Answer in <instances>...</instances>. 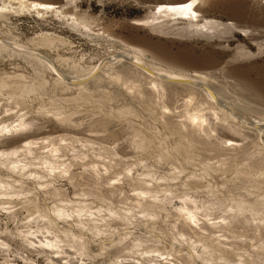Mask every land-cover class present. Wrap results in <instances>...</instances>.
<instances>
[{
	"label": "rangeland",
	"instance_id": "374dc122",
	"mask_svg": "<svg viewBox=\"0 0 264 264\" xmlns=\"http://www.w3.org/2000/svg\"><path fill=\"white\" fill-rule=\"evenodd\" d=\"M43 1L62 4L66 0ZM142 1L144 0L77 1L78 5L76 10L79 12L89 11L92 16L100 18L99 23L102 25L99 27H103L104 29L108 30V32H114L113 34L118 36L116 40H112L103 35L99 37H95L94 35H91L93 37H85L74 28H72L69 24H67L65 20L57 18L55 15L50 13L44 15L40 14V16L35 11H25L21 13L11 12L7 16H3L2 13L0 14V41L4 42L5 44L9 43L10 45H8L9 47L7 51L6 49L0 47V80L9 78L10 84V86L5 89L3 93H0V127H2L3 123L8 124L10 122V124L12 125H17L19 120L28 118V120H34L36 124L41 126V130L38 132L34 131L35 129L30 128H24L22 129V131H14L17 132V139L13 137L15 135H13V131H2L0 133V136L2 135L0 137V142L1 140L8 141H6L7 146H0V149H10L15 146H21L23 144L22 140H25L26 138L22 139L23 136H18V134H20L21 132H23V134H26L30 131L29 135L31 137L29 136L27 137V139L41 141L44 138L56 139L61 136H66L68 140L65 144L67 146L65 147L66 150L69 151H65L67 153L70 152L68 153L69 155H73L74 153H87V164L84 166H81V164H79L76 165L77 167H74L73 171H75V173L77 172L79 175L76 173V177L72 182L69 181L67 183L68 180L65 177H57L58 179H53L54 184H57L56 186L60 187L62 193L58 195H55V193L52 192L49 193L47 191L48 189H45V186H42L44 187L42 188V190L40 189L41 205L47 204L49 207H52L65 204V206L69 209L71 206H75V202L79 201V199L83 197L80 201L84 199V203L88 206L90 205L94 208L102 205L104 207L110 206L111 208L113 207V210H115L116 213L112 214H110L111 212H108L107 210H104L102 212L104 217H106V221L104 220L105 222L99 220V222H97V224L95 225L93 221H88L86 222V224L84 223L82 225L80 224V222H75L74 225H71V229L77 234L82 235V233L85 232L82 236L87 245V249L90 252L92 251L93 253H99L96 254L97 256L94 255L91 260L92 262H87V264H109L110 260H113L118 256L132 257L135 250H137L136 248L140 246V248L142 249H146V247H159L162 250L173 252L174 254L176 253L175 249L182 247V250H184L180 252L181 257H183V259L181 260L185 261L186 257L184 253L186 250H188L186 248L192 249V246L195 245V247L202 249L203 244L212 242L217 244V246L219 247L221 246L222 248H226L227 250L231 251L237 250L238 253L243 254L242 258L245 260L239 259V255H237V257L235 253L232 254V260L234 264H244L246 263V260L249 261L251 259L256 260V264H259L260 261L261 264H263L264 255H257L260 251L258 249V246L264 245V226L258 224V220H256L257 222L254 220L247 221L242 217L240 220H238V222L235 221L231 225V229L233 227L232 230L224 229L217 223L222 221L221 216L226 212V209H229L231 203L241 198L253 200L264 191V186H261V188L259 189L255 186V182H259L260 185H264V172L262 171V169H264V131L261 132L258 127V129H256V126L254 127V123H252L254 118L264 119V52H258V42H264V37H262L264 36V0H203L202 10L204 13L206 12L205 14L207 15H214L217 18L223 20H232L234 18L236 20H233L237 21L239 24H246L247 26H243L248 28V30L251 28H255L256 25L259 26L260 24H262L259 27L255 28L256 30H258L256 32V34L259 33L258 35L253 36L251 33H249V31H243L241 32V34L236 33L234 39L230 41V44L232 45H230L229 47L225 46V39L207 40L205 37H184V39H180V37L176 36V38L173 35H158L157 33L145 27L137 26L136 24H134V19L144 17V15H146L148 11L149 5L160 2V0H148L147 2ZM231 1L232 3H230ZM233 1H235L236 3L238 2L239 6L238 4H234L235 2ZM236 6H238V8ZM66 8V11H71L73 9V5L68 4L66 5ZM236 9L238 10V12L235 11ZM242 9H245L243 10V13L241 12ZM238 14H241L242 16ZM261 33L263 34L261 35ZM49 35L50 37H54V39H48ZM45 36L47 38H45ZM259 36H261L262 38ZM6 37L9 38L6 39ZM252 37L261 39L254 41ZM9 40L12 43L8 42ZM51 41L57 42L58 46L56 48H50L48 43H50ZM122 42L144 49L146 53L149 54V56L146 57L147 62L153 63L156 66L158 65V67L169 69L170 71L186 72L193 69H199L200 71H211V68L214 67L212 72L216 75L217 78L214 75L213 78L215 79H211L215 81L213 82L214 84L218 82V85H215L219 88L221 87L220 89L222 91L221 92L219 90L221 96H219L218 101L214 103L215 105L217 104L216 108L210 107L212 104L208 102L207 99L205 100L206 96L200 90H196L198 91V93H194V97L196 99L194 98L189 102L191 90L188 87L180 84H168L166 90H154L150 82L151 77L148 76L147 73L142 72L141 69L136 67L133 59H129L128 57L124 58V56L126 55H124L123 53V47H128V45H123ZM213 43L215 45L217 44L216 47ZM12 45L19 48L23 47L22 49L24 51H18V49H14V46ZM239 45L243 46L247 51L250 50L252 54L236 59L238 61L230 59L232 56L231 54H233L235 51L234 49H236V47ZM12 48L22 54L29 52L34 55H45L49 58H55L59 55H64L63 57H68L69 59L71 58L69 61L70 63L65 62L62 65V69L70 76L78 74L77 72L75 73L76 69H78L79 71L81 70L80 73L83 74L87 72L92 66L102 64L103 62L104 65L102 67V70H104H100L98 76L93 79L92 82H90L88 90L80 89L78 88V86L75 87V85L73 86L72 84L66 85L58 82L56 80L58 78V75L54 70H49L48 66H44L42 63H39V65L35 64L33 58L26 57V59H24L23 57L25 56L20 55L16 52H10V49L12 50ZM31 49L33 50V52ZM47 52L48 54H46ZM108 52L110 53V55ZM116 52H119V56L122 55L123 57L121 56L120 58L118 56V59L112 60H115V62L110 61V59L112 58L111 56H113V54ZM227 59L231 61H226ZM72 66L76 68H71ZM81 67L83 69H81ZM217 69V72L221 73H217ZM238 70H240L241 72H238ZM222 71L224 72L222 73ZM71 73L74 74L72 75ZM109 73H112L113 76L117 73H120L125 78L131 79L135 84L136 90L127 89V87L112 78L113 76ZM220 74H223V76H221ZM16 75H19L20 77H14ZM70 76L69 78L66 77L67 81L70 79L68 82L71 81ZM227 76L228 79H226ZM229 78L232 79L229 80ZM28 81L35 82L40 87V90L36 91L37 93H28V95L23 94V91H21L19 84L20 82L24 83ZM230 88L234 89L231 90ZM237 88H239V90ZM202 96L204 99H202ZM228 100L229 102H231L229 103ZM200 103H202V106L200 105L199 107ZM224 103H226L225 107ZM186 104H188V106ZM241 104H244L245 107ZM227 105L229 106V108ZM248 105L250 108L248 107ZM240 106H242V109L239 108ZM186 107H189V109H187ZM196 107L202 110L209 107L208 111L205 110L206 113L213 112L215 110L218 111V116L221 119L216 118L218 119L216 120L215 117L212 116L214 117L211 118L210 122V129L212 130V132H206L200 129H198L197 131L195 127L190 125L187 116L189 115V113L193 112L192 109H194L195 112L197 110ZM251 107L253 108L251 109ZM230 108L232 109L230 110ZM254 108L258 111H256ZM223 110H227V112H230V114L235 112V114H228L230 115L228 116L224 114L225 111ZM252 111H255L253 112L254 115L252 114ZM236 114L238 116H236ZM246 118L248 121L245 120ZM224 119L227 123L229 122L230 124L236 125L240 129H242L243 132L241 130L240 134H236L234 131L228 129L226 125H221L223 122H225L222 121ZM185 122L187 126L185 125ZM216 124H218L219 126H217ZM218 127L221 129H219ZM219 130L224 131L221 132ZM226 132L229 133L227 134ZM207 134H210L211 137ZM9 138H11V140ZM233 138H240L236 141L237 144H232L230 143V141H228L231 140L232 142ZM87 140L90 141L87 142ZM74 143L75 145H73ZM92 145L93 148H91ZM115 146L117 151L115 150ZM75 147H77V149ZM108 148L109 150L107 151ZM45 149L46 148H40V150L38 149V153L42 155H44V153L47 154L48 148L46 150ZM105 153L109 154V156H112L113 159ZM91 158L92 160H90ZM92 161L97 162V164L99 163V161L101 162L98 164V168H100L103 173L106 171V168L108 166V170L105 172L106 174L104 173L100 180H98L97 177H95L94 173L89 170V168L91 169V165H89L88 163L90 162V164H92ZM108 161L110 165L108 164ZM147 164L149 165V167H146L148 166ZM144 165L146 166L144 167ZM146 168H148V170ZM251 168H255L253 173V175L255 176L253 177L252 175H250L249 177L248 174V171H250ZM79 170L80 172H78ZM147 171H150L151 173ZM109 175L111 177L113 176L112 178L114 179H112ZM175 175L177 176V178L174 177ZM136 176L138 177V179L135 180ZM24 177H29V174H26L25 176H23V178ZM129 177H131L132 180H130L131 178ZM46 179L47 178H45L44 180ZM146 179H152L149 187H153L151 192L159 197L155 199L157 200L156 203H160V199L161 203L162 201H164L162 203L164 205H162L161 208H154V211H157L156 217H152L142 213L141 208L136 205V200L138 198L139 192L142 190V188H144L140 181ZM156 179L158 182H156ZM24 180H26L27 182L24 184L25 188H23V191H21L22 189H19V186L17 187L20 190L19 192L22 194H20L17 198L13 197L14 199H12V205H15L12 209L16 210L15 213H6L5 211L7 210H5L6 208H4V206H9V203H0V238L6 240L7 242L12 241L18 246L17 251H12L11 248L10 250L4 251L2 248L3 246H1L0 264H6V261L16 262L17 264H19L16 259L10 258L12 255H17L16 258H21V260L26 264H53L48 260L47 254L50 251L41 252L35 249V247L27 244V241L24 237V234L21 233V230L25 229L28 226L39 230H42L46 227L44 229L45 231L52 230L54 231V233L58 232L57 234L60 237L65 238L69 242H71V240L77 239H74L71 233L67 234L68 236L63 233L64 223L61 221H58L59 223H57L56 221L53 223L47 222V224L46 222L44 223V221H35V219H33V216L30 214L28 209V205L30 206L31 204L25 202V193L27 192L26 188L28 189L29 187H34V184L32 185L34 181H30L27 178H24ZM110 180L111 184H109ZM97 181L99 184L97 183ZM163 182H166V184H168L166 185ZM27 183H29L30 185ZM162 184H165V187H163L164 185ZM113 185L115 186L114 188ZM37 186L38 188H41V186ZM52 187L50 186L49 189ZM94 188H96L97 190ZM62 189L64 192L62 191ZM91 190L94 191L92 192ZM253 190H255L256 192ZM120 191L122 194L120 193ZM164 191L170 193L171 195H167V193ZM151 192L150 194H152ZM174 192H176V195ZM212 192H214L215 194ZM85 193H87V195ZM184 193L186 194L184 195ZM95 194L98 195V198L97 196L95 198ZM150 194H148L149 196L147 197V199H149L150 197L149 200H154L153 198H151ZM161 194L165 195V197L169 196L168 199H164V196H162ZM172 194H174V196ZM175 198L178 199L176 200ZM187 199L189 202L187 201ZM185 202L187 206H189L190 202V205L194 206V209L198 214V218L200 221L199 223L202 228L191 231L192 229L182 222L181 216H179V213L177 212H179V206L184 204ZM223 203L225 204V206ZM176 205L177 207H175ZM125 207L131 208H128V210ZM125 209L127 210V212L125 211ZM159 209L161 210L160 212H158ZM163 209L165 212L163 211ZM201 210H203L204 212L202 211L198 213ZM140 211L141 214L139 213ZM125 212L127 213V215ZM132 212L134 214L136 213L137 216L140 215V217L137 218L136 214L133 215ZM132 215L134 216V218ZM114 216L118 218H115ZM123 218H125L126 220ZM59 220L61 219L59 218ZM127 220H131V223L127 222ZM102 222H104V224ZM78 225H80L81 227ZM129 225L133 227H130ZM73 226L75 228H73ZM88 228L91 231H89ZM179 231H181V233L184 232L185 235L182 236ZM42 233L43 232L39 234ZM157 233L161 236H158ZM45 234L50 235V233ZM88 234L90 235L88 236ZM230 234L232 235L230 236ZM243 234L245 237L243 236ZM121 235H123L122 237L125 238H122ZM195 235L198 237H196ZM136 236L139 240L136 238ZM187 236H189L190 239ZM143 237L145 238V240ZM174 237H176V239ZM204 237L205 240L203 239ZM162 238L163 241L166 239L168 240L163 242ZM141 239L144 241H142ZM215 239L216 241H214ZM175 240L177 241L174 242ZM189 240L191 242H189ZM177 242L180 246L177 244ZM102 243H104L103 246H105L103 250L100 249ZM137 243H139V245ZM187 244H189L191 247ZM74 245L79 247V243H77V241ZM132 246L136 247L133 248ZM255 246L256 250L254 249ZM92 247L95 249H93ZM99 249L100 252L98 251ZM72 251L74 250L72 249L71 252ZM135 254V256H137L139 255V252ZM26 257H28L29 260H25ZM134 261V259H128L129 264H136V261ZM79 262L78 264H82V261ZM203 262L205 261H202V259H198L196 264H205ZM189 264H194L193 260H189Z\"/></svg>",
	"mask_w": 264,
	"mask_h": 264
},
{
	"label": "bare ground",
	"instance_id": "6f19581e",
	"mask_svg": "<svg viewBox=\"0 0 264 264\" xmlns=\"http://www.w3.org/2000/svg\"><path fill=\"white\" fill-rule=\"evenodd\" d=\"M77 1L78 0H66L65 2H63L62 4H59V3H54V2H48V1H43V0H0V14L2 13L3 16H7L9 13L11 12H17V13H21V12H27V11H35L37 14H40L41 15H44V14H53L55 15L57 18H60V19H63L65 20V22L67 24H69L72 28H74L76 31H78L79 33H81L83 36H91V35H94L95 37H99L101 35L103 36H106L112 40H116L118 36L114 35L113 33L111 32H108V30L104 29L103 27H99L101 26L102 24L99 23V20L100 18L98 17H94L92 16L89 11H84V12H79L77 11ZM101 1V0H99ZM148 0H144L142 2H147ZM159 1V0H158ZM162 1V2H161ZM155 2V1H154ZM235 2V1H233ZM240 2V1H239ZM79 3V2H78ZM141 3V2H139ZM153 3V2H152ZM202 3H203V0H160V2H157V3H153L151 5H149L148 7V11L146 13V15H144V17L142 18H137V19H134V24H136L137 26H142V27H145L155 33H157L158 35L161 34V35H166V36H178L181 38L184 39V37H205L207 40H212V39H216V40H221V39H225L226 41V47H229L230 45V41L232 39H234V37L236 36V33L238 34H241V32H247L249 31V33H251L253 36L254 35H258L256 34V32L258 30H256L255 28L256 27H259L256 25L255 28H251L248 30V28L244 27L241 23L239 24L237 21H234L236 19H232V20H223V19H220V18H217L216 16H211V15H207L203 12L202 10ZM229 3V2H228ZM232 3V1L230 2ZM73 5V9L71 11H66L65 8H66V5ZM234 4H238V2L234 3ZM242 4V2H241ZM230 5V4H229ZM228 5V6H229ZM232 6V4H231ZM235 6V5H234ZM239 6V4H238ZM238 6H236L238 8ZM241 8V7H240ZM67 9V8H66ZM79 9V8H78ZM243 10L245 9H242V13H243ZM236 12H238V10L236 9L235 10ZM240 12V13H241ZM245 13V11H244ZM19 15V14H18ZM240 16H242L241 14H238ZM235 16V15H234ZM237 18V17H236ZM240 22V21H239ZM252 25V24H251ZM247 26V25H246ZM252 27V26H251ZM264 27V25H263ZM146 30V29H144ZM262 30V29H261ZM264 30V29H263ZM150 31V32H151ZM260 31V30H259ZM264 32V31H263ZM3 33V32H2ZM263 33H261L262 35ZM47 35V34H46ZM264 35V34H263ZM6 36V35H4ZM238 36V35H237ZM1 37V36H0ZM3 37V36H2ZM93 37V36H91ZM248 37V36H247ZM261 37V36H259ZM264 37V36H262ZM261 37V38H262ZM9 38V37H6V39ZM45 38H47L45 36ZM54 39V37H50L49 35V38L48 39ZM90 38V37H88ZM173 38V37H172ZM177 38V37H176ZM204 38V39H205ZM254 41H257L258 39H261V38H258L256 39L255 37H252ZM1 39V38H0ZM3 39V38H2ZM11 39V37H10ZM47 39V40H48ZM121 39V38H120ZM179 39V38H178ZM189 39V38H188ZM249 39V38H248ZM15 40V38H14ZM44 40V39H43ZM94 40V39H93ZM190 40V39H189ZM197 40V39H196ZM199 40V39H198ZM252 40V41H253ZM6 41V40H5ZM13 41V40H12ZM18 41V39H17ZM123 41V40H122ZM243 41V40H242ZM253 41V42H254ZM10 42V40L8 41ZM7 42V43H8ZM214 42V40H213ZM219 42V41H218ZM217 42V43H218ZM12 43V42H10ZM15 43V42H14ZM209 43V42H208ZM216 43V42H215ZM224 43V42H223ZM46 44V43H45ZM113 44V43H112ZM123 45H128V47H123V53L124 55V58L128 57L129 59H133L134 62H135V66L138 67L139 69L142 70V72H145L147 73L148 76L151 77L150 79V82H151V86L154 90H166V87L168 84H180V85H183L185 87H188L190 90H191V95H190V99H189V102L191 100H193L195 97H194V93H198V91L196 90H200L201 92H203V94L206 96L205 100L207 99L208 102H210L212 105L210 107H213V108H216V105L214 104L216 101H218L219 99V96H221V87H217L215 84H217L218 82H216L215 84L211 78L214 77L215 74H213L212 70L213 68H211L212 70L211 71H200L199 69H193V70H189V71H186V72H174V71H170L169 69H166V68H162V67H158V65L156 66L155 64L153 63H149L146 61V57L149 56V54L146 53V51L140 47H137V46H133V45H130L128 43H124L122 42ZM214 44V43H213ZM242 44V42H241ZM248 44V43H247ZM254 44V43H253ZM8 44H5L4 42L0 41V47L3 48V49H8ZM41 45V44H40ZM44 45V44H43ZM49 47L50 48H56L58 46V43L57 42H50L48 43ZM114 45V44H113ZM117 45V44H116ZM215 45V44H214ZM217 45V44H216ZM215 45V47H216ZM219 45V44H218ZM14 46V45H12ZM252 46V45H251ZM255 46V45H254ZM112 47V46H111ZM14 49H18L19 50H23L22 48H19V47H13ZM12 48V50L10 49V52H16L20 55H23L25 57H23L24 59L27 58H33L31 60H33L35 62V64H38L39 63H42L44 66H48V69H52L54 70L57 75H58V78L56 79L58 82L62 83V84H66V85H75L78 86V88L80 89H85V90H88L89 88V84L90 82H92L93 79H95L98 74H99V71L102 70V67H103V63L102 64H97L95 66H92L87 72L81 74L80 71L78 69H76L75 73L77 72L78 74H74V73H71L73 76H70L69 74H67L62 68H63V64L65 62L67 63H70V59L67 57H63V56H56L55 58H49L45 55H34V54H31V53H20V52H17V50H14ZM29 48V47H28ZM60 48V47H58ZM57 48V49H58ZM220 48V46H219ZM223 48V46H222ZM25 49V48H24ZM110 49V48H109ZM122 49V48H121ZM32 50V49H31ZM30 50V51H31ZM234 53L231 54V58L230 59H233V60H236V59H239L243 56H248L251 53V51H247L244 49L243 46L239 45L236 47V49H234ZM254 50V49H253ZM9 51V50H8ZM24 51V50H23ZM51 51V50H50ZM119 51V50H118ZM231 51V50H230ZM257 51V50H256ZM255 51V52H256ZM33 52V50H32ZM37 52V51H36ZM112 52V51H111ZM258 52L261 53V52H264V42H258ZM12 53V54H14ZM39 53V52H38ZM37 53V54H38ZM109 53V52H108ZM119 53V52H118ZM117 52L116 53H112L113 56H111L112 58L110 59V61H112L113 59H118V54ZM122 53V52H121ZM120 53V54H121ZM122 53V54H123ZM48 54V52L46 53ZM227 54V53H226ZM110 55V53H109ZM108 55V56H109ZM224 55H225V52H224ZM19 56V55H18ZM54 56V55H53ZM107 56V57H108ZM122 56V55H121ZM121 56H119L121 58ZM254 56V55H253ZM110 57V56H109ZM123 57V56H122ZM251 57V56H250ZM246 58V57H245ZM249 58V57H248ZM73 59V58H72ZM105 59V58H104ZM123 59V58H122ZM232 60V61H233ZM243 60V59H242ZM28 61V60H27ZM73 61V60H72ZM104 61V60H103ZM125 61V60H124ZM226 61H231V60H226ZM238 61V60H236ZM112 62H115L112 61ZM66 63V64H67ZM109 63V62H108ZM195 63V62H194ZM223 63V62H221ZM200 64V63H199ZM226 64V63H225ZM230 64V63H229ZM69 65V64H68ZM71 65V64H70ZM221 65V64H220ZM67 67V66H66ZM106 67H107V64H106ZM105 67V68H106ZM112 67V66H111ZM199 67V66H198ZM201 67V66H200ZM224 67V66H223ZM71 68H76V67H71ZM197 68V67H196ZM205 68V67H204ZM81 69H83L81 67ZM225 69V68H224ZM234 69V68H233ZM68 70V69H67ZM66 70V71H67ZM104 70V69H103ZM102 70V71H103ZM106 70V69H105ZM204 70V69H203ZM208 70V69H206ZM218 71V69L216 70V72ZM240 70H238L239 72ZM71 72V70H70ZM215 72V71H214ZM224 71H222L223 73ZM241 72V71H240ZM55 73V74H56ZM69 73V71H68ZM217 73H221V72H217ZM110 74V73H109ZM144 74V73H143ZM112 75V73L110 74ZM218 75V74H217ZM221 75V74H220ZM227 75V74H226ZM22 76V75H21ZM71 78V81L68 82L66 80V77ZM113 76V75H112ZM223 76V74L221 75ZM5 77V75H4ZM10 77V76H9ZM14 77H20L19 75L17 76H14ZM216 77V75H215ZM220 77V76H219ZM231 77V76H229ZM13 78V77H11ZM112 78H114L116 81L120 82L122 85H124L125 87H127V89L129 90H134L135 89V84L134 82L131 80V79H128V78H125L122 74L120 73H117L115 74ZM217 78V77H216ZM224 78V77H223ZM234 78V77H233ZM8 79V80H7ZM5 78V79H1L0 80V93H3L5 91V89H7L10 84H9V78ZM215 79V78H213ZM219 79H222V78H219ZM228 79V76L227 78ZM232 79V78H229V80ZM225 80V79H224ZM234 80V79H233ZM231 82V81H230ZM222 83V81H221ZM220 83V84H221ZM218 85V84H217ZM231 85V84H230ZM240 85V84H239ZM222 86V85H221ZM19 87L21 89V91H23L22 93L23 94H27L28 93H33V92H36V91H39L40 90V87L35 83V82H24V83H21L19 84ZM232 87V86H231ZM233 87H234V84H233ZM240 88V87H239ZM239 88H237L239 90ZM231 90H233L234 88H230ZM136 90V89H135ZM139 90V89H138ZM220 90V91H219ZM229 90V88H228ZM161 92V91H160ZM222 92V91H221ZM227 92V91H226ZM37 93V92H36ZM40 93V92H39ZM22 94V95H23ZM30 95V94H29ZM193 95V96H192ZM204 96V97H205ZM225 96V94H224ZM227 96V95H226ZM228 97V96H227ZM226 97V98H227ZM24 98V97H23ZM188 98V97H187ZM199 98V97H198ZM229 98V97H228ZM196 99V98H195ZM202 99L203 96H202ZM201 99V100H202ZM221 99V98H220ZM230 99V98H229ZM237 99V98H236ZM224 100V99H223ZM233 100V99H232ZM198 101V100H197ZM222 101V100H221ZM188 102V101H187ZM195 102V101H194ZM204 102V100H203ZM220 102V101H219ZM229 102V100H228ZM231 102V101H230ZM229 102V103H230ZM236 102V101H234ZM238 102V101H237ZM244 102V101H243ZM223 103V102H222ZM190 104V103H189ZM196 104V103H195ZM198 104V103H197ZM219 104V103H218ZM224 107L226 106V103H224ZM235 104V103H234ZM246 104V103H245ZM188 106V104H186ZM200 105L202 106V103L199 104V107ZM206 105H207V102H206ZM231 105V104H230ZM236 105V104H235ZM240 105V104H239ZM241 105H244V104H241ZM195 106V105H194ZM193 106V107H194ZM221 106V105H219ZM228 106V105H227ZM247 106V105H246ZM198 107V106H197ZM196 107V108H197ZM234 107V106H233ZM245 107V105H244ZM249 107V105H248ZM254 107V106H253ZM251 107V109L253 108ZM187 108V107H186ZM205 108V107H204ZM209 108V107H208ZM208 108L207 109H198L194 112V109L192 113H189V115L187 116L188 117V121L190 123V125H192L193 127H195L198 131V129L200 130H203V131H206V132H212V130L210 129V122H211V118H219L218 116V111H213V112H209V113H206L205 110L208 111ZM223 108V106H222ZM229 108V106H228ZM239 108L242 109V106H240ZM238 108V109H239ZM247 108V107H246ZM250 108V107H249ZM189 109V107L187 108ZM211 109V108H210ZM221 109V108H220ZM225 109V108H224ZM232 108H230L231 110ZM234 109V108H233ZM255 109V108H254ZM246 110V109H245ZM248 110V109H247ZM250 110V109H249ZM256 110V109H255ZM212 111V110H210ZM225 111V110H223ZM235 111V110H234ZM238 111V110H236ZM258 111V110H256ZM227 110L224 112L225 115H228L230 114V112H227ZM244 112V111H243ZM253 112L255 111H252V114ZM251 113V112H250ZM66 114V113H65ZM223 114V113H222ZM223 114V115H224ZM232 114H235V112L231 113L230 115ZM238 114V113H237ZM236 114V116H238ZM252 114H249V115H252ZM187 115V114H186ZM222 115V116H223ZM228 115V116H230ZM240 115V113H239ZM242 115V114H241ZM244 115V114H243ZM254 115V114H253ZM23 116V115H22ZM214 116V117H212ZM21 117V116H20ZM256 117V116H255ZM259 117V115H258ZM262 117V116H261ZM264 117V116H263ZM229 118V117H228ZM245 118V117H244ZM253 118V117H252ZM29 119V118H28ZM28 119H21L19 120L18 124L16 125L15 122L14 124L15 125H12L10 123H3L2 127H0V133L2 131H13V135L17 132H14V131H19L24 128H30V129H35L34 131H40L41 130V126H39L38 124H36V122H34V120H28ZM221 119V118H219ZM227 119V117H226ZM241 119V117H240ZM218 120V119H216ZM233 120V119H232ZM247 120V118L245 119ZM222 121H225V122H221L222 124L221 125H226V127H228V129L234 131L236 134H240L241 133V130L239 127H237L236 125H232L230 124L229 122L227 123L226 120H222ZM243 121V120H242ZM248 121V120H247ZM246 121V122H247ZM13 122V121H12ZM187 122V121H186ZM186 122H185V125H186ZM214 122V121H213ZM217 122V121H216ZM245 122V121H244ZM252 122V121H251ZM220 123V121H219ZM236 123V122H235ZM239 123V122H238ZM249 123V122H248ZM254 123V127L256 129H260L261 132L264 131V119L260 118V119H257V118H254L253 122ZM251 123V124H252ZM189 125V124H188ZM217 126H219L218 124H216ZM245 125V124H244ZM187 126V125H186ZM246 126V125H245ZM250 126V125H249ZM223 127V126H222ZM258 127V128H257ZM219 128V127H218ZM225 128V127H224ZM252 128V127H251ZM43 129V127H42ZM188 129V128H187ZM214 129V128H213ZM221 129V128H219ZM223 129V128H222ZM27 130V129H26ZM29 130V129H28ZM227 130V129H225ZM259 130V131H260ZM25 131V130H23ZM218 131V130H217ZM221 131V130H219ZM224 130H222L221 132H223ZM251 131V130H250ZM249 131V132H250ZM199 132H202V131H199ZM243 132V130H242ZM6 133V132H5ZM19 133V132H18ZM22 133V134H21ZM20 134H18V136H23L22 139L26 138L25 140H22L23 141V144L21 146H15V147H12L10 149H0V203H3V204H7L9 203V206H4V208H6L5 211L6 213L10 214V213H15V209H12L15 205H12V199L14 198H17L20 194L19 189H22L21 191H23V188H25V183L27 182L26 180H24V178H27L29 179L30 181H34L32 183V185L34 184V187H29L28 189L26 188L27 192L25 193V202L31 204L30 206L28 205V209H29V212L30 214L33 216V219H35V221H44V223L48 222H57L59 223L58 221H61L63 222L64 224V231L63 233L65 235L71 233L73 238L74 239H77V240H71V242L67 241L65 238L63 237H60L57 233H54V231L52 230H44V229H34L33 227H26L25 229H22L21 230V233L24 234V237L27 241V244H29L30 246L32 247H35V249L41 251V252H48V260L50 262H52L53 264H78L79 261H82L81 263L82 264H87V262L90 263V261L92 260V258L94 257V255L96 254H99L96 250L97 253H93L92 251L90 252L88 249H87V245L83 239V234L85 233H82L81 234H77L75 231H73L71 229V225H74L75 222H80V224H86V222L88 221H93L94 222V225L97 224V222H99V220L101 221H106V217H104V215L102 214V212L105 210H107L108 212H111L110 214L112 213H116L115 210H113V207L111 208L110 206L109 207H104L103 205L102 206H98V207H92V206H88L87 204L84 203V199L82 201H80L81 199H79V201H76L75 202V206L73 205V207L71 206L69 209L64 205H56V206H52V207H49L47 204H43L41 205L40 203V197H41V194H40V189L42 190V186H45V189L50 193H55V195L57 194H60L62 193L61 190H60V187L56 186L54 184V180L53 179H56L57 177H65L67 178V183L69 181H73V179L76 177V173L75 171H73L74 167L76 165H79L81 164V166H84L87 164L88 161H86L87 159V156L85 153L83 154H80V153H74L73 155H69L68 153L70 152H66V151H69V150H66V147L67 145H65L67 143V140L68 138L66 136H61L59 138H44L42 139L41 141L39 140H32V139H27V137H29V133H26V134H23V132H21ZM225 133V132H224ZM227 133V132H226ZM229 133V132H228ZM227 133V134H228ZM248 133V132H247ZM253 133V132H251ZM250 133V134H251ZM12 134V133H10ZM221 134V133H220ZM223 134V133H222ZM235 134V135H236ZM243 134V133H242ZM255 134V133H254ZM9 135V134H8ZM13 136L15 139H17V135L16 136ZM208 135V134H207ZM206 135V136H207ZM210 135V134H209ZM208 135V136H209ZM234 135V134H233ZM249 135V134H247ZM260 135V134H259ZM2 136V135H1ZM0 136V137H1ZM219 136V135H218ZM237 136V135H236ZM251 136V135H250ZM7 137V136H6ZM10 137V136H9ZM31 137V136H30ZM211 137V135H210ZM224 137V136H223ZM248 137V136H247ZM8 138V137H7ZM229 138V137H228ZM242 138V137H241ZM244 138V137H243ZM4 139V137H3ZM6 139V138H5ZM11 140V138H9ZM70 139V138H69ZM240 139V138H239ZM237 138H233L232 139V142L231 140H228L230 141V143L232 144H237V140H239ZM73 140V139H72ZM79 140V139H78ZM217 140V139H216ZM226 140V139H225ZM8 140H1V144L0 146L3 147V146H7V142ZM90 141V140H89ZM87 140V142H89ZM243 141V140H242ZM70 142V140H69ZM84 142V141H83ZM86 142V143H87ZM93 142V141H91ZM224 142V141H223ZM72 143V142H71ZM226 143V142H225ZM241 143V142H240ZM239 143V144H240ZM84 144V143H83ZM94 144V143H93ZM230 144V145H232ZM75 145V143L73 144ZM86 145V144H85ZM90 145V144H89ZM229 145V146H230ZM71 147V146H70ZM85 147V146H84ZM104 147V146H103ZM239 147V146H237ZM40 148H48V152L47 154L44 153V155L42 154H39L38 153V149L40 150ZM77 149V147H75ZM88 148V147H86ZM93 148V145L92 147ZM105 148V147H104ZM235 148V147H234ZM45 149V150H46ZM68 149V148H67ZM80 149V148H79ZM112 149V148H111ZM110 149V150H111ZM231 149V148H230ZM239 149V148H238ZM262 149V148H260ZM44 150V149H43ZM42 150V151H43ZM66 150V151H65ZM84 150V149H83ZM109 150V148L107 149V151ZM114 150V149H113ZM115 150H116V146H115ZM234 150V149H233ZM76 151V150H75ZM82 151V150H81ZM106 151V152H107ZM117 151V150H116ZM44 152V151H43ZM46 152V151H45ZM77 152V151H76ZM79 152V151H78ZM114 152V151H113ZM243 152V151H242ZM245 152V151H244ZM102 153V152H101ZM251 153V152H250ZM106 154V153H105ZM115 154V153H114ZM113 154V155H114ZM237 154V153H236ZM247 154V153H245ZM103 155V154H102ZM101 155V156H102ZM109 156V154H106ZM90 156V155H89ZM100 156V157H101ZM118 156V155H117ZM236 156V155H235ZM94 157V156H93ZM109 157H112V156H109ZM96 158V157H95ZM106 158V157H105ZM117 158V157H115ZM263 158V157H262ZM113 159V157H112ZM142 159V158H141ZM92 160V158L90 159ZM95 160V159H94ZM102 160V159H101ZM108 160V159H107ZM143 160V159H142ZM241 160V159H240ZM97 161V159H96ZM144 161V160H143ZM103 162V161H102ZM106 162V161H105ZM112 162V161H111ZM117 162V161H116ZM145 162V161H144ZM144 162H141V163H144ZM149 162V161H148ZM99 163H101L99 161ZM98 163V164H99ZM107 163V162H106ZM113 163V162H112ZM261 163V162H260ZM89 165H91V169L89 168V170L92 171V173H94L95 177H97L98 180H100V178H102L103 174L108 170V166L106 168V171L103 173V171L100 170V168H98V164L97 162H94L92 161V164H90V162L88 163ZM108 164H109V161H108ZM31 165V166H30ZM110 165V164H109ZM148 165V164H147ZM252 165V164H251ZM113 166V165H112ZM115 166V165H114ZM146 165H144L145 167ZM249 166V164H248ZM258 166V165H257ZM77 167V166H76ZM79 167V166H78ZM86 167V166H85ZM116 167V166H115ZM143 167V166H142ZM146 167H149L146 166ZM88 168V167H87ZM104 168V166H103ZM242 168V167H241ZM256 168V167H255ZM255 168H251L250 171H248V174H249V177L250 175L255 176L253 175L254 173V170ZM264 168V167H263ZM130 169V168H129ZM148 170V168H146ZM178 169V168H177ZM249 169V168H248ZM78 170V169H77ZM104 170V169H103ZM112 170V169H111ZM150 170V168H149ZM152 170V168H151ZM258 171V170H257ZM262 171L264 172V169H262ZM80 172V170L78 171ZM144 172V171H143ZM149 173H151L150 171H147ZM154 172V171H153ZM177 172V171H176ZM182 172V171H181ZM259 172V171H258ZM84 173V172H83ZM87 173V172H86ZM113 173V172H112ZM28 175L29 174V177H24L25 175ZM78 174V173H77ZM82 174V173H81ZM90 174V173H89ZM106 174V173H105ZM110 174V173H109ZM139 174V173H138ZM146 174V173H145ZM175 174V173H174ZM79 175V174H78ZM112 175V174H111ZM130 175V174H129ZM141 175V174H140ZM148 175V174H147ZM151 175V174H149ZM242 175V174H241ZM264 175V174H263ZM83 176V175H82ZM106 176V175H105ZM110 176V175H109ZM154 176V174H153ZM164 176V175H163ZM162 176V177H163ZM246 176V174H245ZM94 177V176H93ZM111 177V176H110ZM113 177V176H112ZM111 177V178H112ZM157 177V176H156ZM174 177L177 178V176L175 175ZM179 177V176H178ZM45 178H47L46 180H44ZM83 178V177H82ZM118 178V177H117ZM131 178V177H129ZM151 178H154V177H151ZM159 178V177H158ZM161 178V177H160ZM175 178V179H176ZM246 178V177H245ZM255 178V177H254ZM253 178V179H254ZM58 179V178H57ZM77 179V178H76ZM114 179V178H112ZM138 179V177L136 176L135 180ZM174 179V178H173ZM247 179V178H246ZM61 180V179H60ZM65 180V179H64ZM132 180V178L130 179ZM152 180V179H151ZM151 180H141V184L143 185L144 188H142V190L139 192V195H138V198L136 200V205L138 207L141 208V211L142 213L146 214V215H149V216H152V217H156V212L154 211V208L155 207H162V204L164 201H162L161 203V199L159 200L160 203H156L157 198H159L157 195L153 194L151 191H152V188L149 187V184L151 182ZM163 181V180H162ZM248 181H249V178H248ZM257 181V179H256ZM108 182V181H107ZM138 182V183H140ZM156 182L157 179H156ZM167 182V181H166ZM166 182H163L166 184ZM251 182V181H250ZM60 183V182H59ZM98 183V181H97ZM133 183V182H132ZM29 184V183H27ZM53 184V185H51ZM64 184V183H63ZM70 184V183H69ZM76 184V183H75ZM78 184V183H77ZM99 184V183H98ZM108 184V183H107ZM111 184V180H110V183ZM113 184V183H112ZM155 184V183H154ZM165 184H162L164 185L163 187H165ZM168 184V183H167ZM166 184V185H167ZM172 184V183H171ZM249 184V183H248ZM264 184V182H263ZM30 185V184H29ZM41 186V188L38 186ZM65 185V184H64ZM97 185V184H96ZM161 185V184H160ZM19 186V189L17 188ZM28 186V185H27ZM26 186V187H27ZM52 187L49 189V187ZM61 186V185H60ZM73 186V185H72ZM83 186V185H82ZM101 186V185H100ZM106 186V184H105ZM152 186V185H151ZM171 186V185H170ZM255 186L259 189L261 188V186H264V185H260L259 182H255ZM62 187V186H61ZM110 187V186H109ZM115 186L113 185V188ZM119 187V186H118ZM160 187V186H159ZM255 187V188H256ZM101 188V187H100ZM107 188V187H106ZM121 188V187H120ZM137 188V187H136ZM162 188V187H161ZM168 188V186H167ZM96 189V188H94ZM158 189V188H157ZM166 189V188H165ZM251 189H252V186H251ZM97 190V189H96ZM95 190V191H96ZM115 190V189H114ZM113 190V191H114ZM120 190V189H119ZM123 190V188H122ZM136 190V189H135ZM161 190V189H160ZM169 190V189H168ZM175 190V189H173ZM188 190V189H187ZM63 191V189H62ZM92 191V190H91ZM90 191V192H91ZM94 191V190H93ZM92 191V192H93ZM110 191V190H109ZM157 191V190H156ZM185 191V190H184ZM206 191V190H205ZM215 191V190H214ZM250 191V189H249ZM255 191V190H253ZM259 191V190H258ZM64 192V191H63ZM83 192V191H81ZM80 192V194H81ZM102 192V191H101ZM111 192V191H110ZM119 192V191H118ZM150 192L152 194H150ZM161 192V191H159ZM166 192V191H164ZM169 192V191H168ZM171 192V190H170ZM182 192V191H180ZM187 192V191H186ZM191 192V191H190ZM256 192V191H255ZM254 192V193H255ZM98 193V192H97ZM96 193V194H97ZM121 193V191H120ZM167 193V192H166ZM173 193V191H172ZM175 195H176V192H174ZM178 193V191H177ZM214 193V192H212ZM251 193V192H250ZM79 194V193H77ZM84 194V193H83ZM87 195V193H85ZM95 194V198L97 196L98 198V195ZM122 194V193H121ZM148 194H150L151 198H153L154 200H149L147 199V197L149 196ZM158 194V193H157ZM160 194V193H159ZM171 195L170 193H167V195ZM186 193H184L185 195ZM189 194V193H188ZM191 194V193H190ZM195 194V193H194ZM215 194V193H214ZM253 194V193H252ZM251 194V195H252ZM260 194V193H259ZM62 195V194H61ZM64 195V194H63ZM94 195V194H93ZM91 195V196H93ZM102 195V194H101ZM162 196H164V199H168L169 196L165 197V195L161 194ZM160 195V196H161ZM174 196V194H172ZM180 195V194H179ZM178 195V196H179ZM23 196V195H22ZM43 196V195H42ZM106 196V194H105ZM137 196V195H136ZM161 196V197H162ZM181 196H182V193H181ZM193 196V195H192ZM219 196V195H218ZM14 197V198H13ZM44 197V196H43ZM85 197V196H84ZM89 197V196H88ZM113 197V196H112ZM251 197V196H250ZM24 198V197H23ZM73 198V197H72ZM187 198V196H186ZM216 198V197H215ZM219 198V197H218ZM221 198V197H220ZM225 198V197H224ZM223 198V199H224ZM229 198V197H227ZM235 198V197H233ZM248 198V197H247ZM19 199V198H18ZM66 199V198H65ZM71 199V198H70ZM87 199V198H86ZM104 199V198H103ZM163 199V198H162ZM176 200L178 198H175ZM183 199V197H182ZM189 199V198H188ZM187 199V201H188ZM21 200V199H20ZM63 200V199H62ZM90 200V199H88ZM87 200V201H88ZM134 200V199H133ZM215 200V199H214ZM228 200V199H227ZM233 200V199H232ZM74 201V200H72ZM86 201V200H85ZM99 201V199H98ZM183 201V200H182ZM217 201V200H216ZM226 201V200H225ZM23 202V201H22ZM24 202V203H25ZM49 202V201H48ZM62 202V201H61ZM60 202V203H61ZM68 202V201H67ZM97 202V201H95ZM108 202V201H107ZM110 202V201H109ZM112 202V201H111ZM132 202V201H131ZM166 202V201H165ZM189 202V201H188ZM228 202V201H227ZM70 203V202H69ZM73 203V202H72ZM84 203V204H83ZM94 203V202H93ZM102 203V202H101ZM104 203V202H103ZM191 203V202H190ZM189 203V206L186 205V202L182 205L179 206L178 210L179 212V216H181V219H182V222L190 227L192 230L191 231H195L196 229L198 228H202V226L200 225V221H199V218H198V214L197 212L195 211L194 209V206L190 205ZM194 203V202H192ZM208 203V202H207ZM214 203V202H213ZM222 203V202H221ZM226 203V202H225ZM107 204V203H106ZM114 204V203H113ZM130 204V203H129ZM134 204V203H133ZM171 204V202H170ZM175 204V203H174ZM224 204V203H223ZM228 204V203H227ZM101 205V204H100ZM132 205V204H131ZM168 205V204H167ZM209 205V204H208ZM214 205V204H213ZM229 205V204H228ZM129 206V205H127ZM126 206V207H127ZM165 206H166V203H165ZM218 206V205H217ZM225 206V204H224ZM105 209H104V208ZM118 207V206H117ZM125 207V208H126ZM164 207V206H163ZM168 207V206H167ZM177 207V205L175 206ZM119 208V207H118ZM128 208H131V207H128ZM126 208V209H128ZM170 208V207H169ZM227 208V206H226ZM120 209V208H119ZM125 209V211L127 212V210ZM134 209V208H133ZM158 209V208H156ZM171 209V208H170ZM168 209V210H170ZM202 209V208H201ZM117 210V209H116ZM122 210V209H121ZM129 210V209H128ZM167 210V209H166ZM178 210H175V211H178ZM204 210V208H203ZM203 210L199 211L198 213L202 212ZM225 210V208H224ZM18 211V210H17ZM139 211V210H138ZM141 211L139 212L141 214ZM161 210L159 209L158 212H160ZM164 211V209H163ZM162 211V212H163ZM174 211V212H175ZM107 212V214H108ZM120 212V211H119ZM118 212V213H119ZM125 212V213H126ZM165 212V211H164ZM168 212V211H167ZM166 212V213H167ZM171 212V211H170ZM204 212V211H203ZM211 212V211H210ZM218 212V211H217ZM264 191L255 199L253 200H248L246 198H241V199H237L236 201H234L233 203L230 204V207L229 209H226V212L221 216L222 218V221L218 222L217 224H219L221 227H223L224 229H229V230H232L231 229V225L236 221L238 222V220H240L242 217L247 220V221H256L258 220V224H261V226H264ZM125 213H124V216H125ZM133 213V212H132ZM138 213V214H139ZM129 214V213H128ZM136 214V213H135ZM133 213V215H135ZM143 214V215H144ZM168 214V213H167ZM166 214V215H167ZM202 214V213H201ZM200 214V215H201ZM222 214V213H221ZM114 215V214H113ZM127 215V213H126ZM132 215V216H133ZM161 215V214H160ZM165 215V216H166ZM199 215V216H200ZM211 215V214H210ZM218 215V214H216ZM112 216V215H111ZM131 216V214H130ZM137 216V214H136ZM145 216V215H144ZM115 217V216H114ZM140 217V215L137 216V218ZM161 217V216H160ZM205 217H206V214H205ZM59 218L61 220H59ZM109 218V217H108ZM115 218H118V217H115ZM120 218V217H119ZM128 218V217H127ZM134 218V216H133ZM162 218V217H161ZM168 218V217H167ZM210 218V217H209ZM122 219V217H121ZM125 219V218H123ZM155 219V218H154ZM153 219V220H154ZM158 219V218H157ZM164 219V218H163ZM176 219V218H175ZM174 219V220H175ZM126 220V219H125ZM178 220V219H177ZM244 220V221H245ZM104 221V222H105ZM131 220H127V222H130ZM135 221V220H134ZM176 221V220H175ZM60 222V223H61ZM104 222H102L104 224ZM110 222V221H109ZM158 222V221H156ZM173 222V221H172ZM241 222V221H240ZM257 222V221H256ZM43 223V224H44ZM47 223V224H48ZM112 223V222H111ZM111 223H108V224H111ZM131 223V222H130ZM147 223V222H146ZM245 223V222H244ZM78 224V223H77ZM91 224V223H89ZM102 224V225H103ZM210 224V223H209ZM57 225V224H56ZM93 225V224H92ZM183 225V224H182ZM238 225H241V224H238ZM248 225V224H247ZM255 225V224H254ZM76 226V225H75ZM80 226V225H78ZM91 226V225H89ZM110 226V225H109ZM113 226V225H111ZM130 226V225H129ZM174 226V225H173ZM204 226V225H203ZM212 226V225H211ZM42 227V226H41ZM58 227V226H57ZM69 227V228H68ZM81 227V226H80ZM97 227V225H96ZM106 227H107V222H106ZM130 227H133V226H130ZM129 227V228H130ZM214 227V226H213ZM258 227V225H257ZM49 228V227H48ZM73 228H75L73 226ZM110 228V227H109ZM181 228V226H180ZM187 228V227H186ZM185 228V229H186ZM236 228V226H235ZM254 228V227H253ZM252 228V229H253ZM108 229V228H107ZM174 229V228H173ZM75 230V229H74ZM79 230V229H78ZM89 230V228H88ZM98 230H99V226H98ZM123 230V229H122ZM201 230V229H200ZM45 231V232H44ZM91 231V230H89ZM88 231V232H89ZM101 231V230H100ZM103 231V229H102ZM107 231V230H106ZM158 231V230H157ZM216 231V230H215ZM235 231V230H234ZM243 231V230H242ZM254 231V230H253ZM257 231V230H256ZM43 232L42 234H39ZM78 232V231H77ZM99 232V231H98ZM153 232V231H152ZM177 232V231H176ZM45 233H50V235H46ZM97 233V232H96ZM105 233V231H104ZM119 233V232H118ZM149 233V232H148ZM154 233V232H153ZM160 233V232H158ZM157 233V235H158ZM179 233H181V231H179ZM188 233V232H187ZM212 233V232H211ZM228 233V232H227ZM260 233V232H259ZM258 233V234H259ZM70 234V235H71ZM87 234V233H86ZM129 234V233H128ZM177 234V233H176ZM194 234V233H193ZM205 234V233H204ZM234 234V233H233ZM90 234H88L89 236ZM97 235V234H96ZM126 235V234H125ZM181 235H185L184 232L181 233ZM223 235V234H222ZM232 234H230L231 236ZM68 236V235H67ZM123 235H121L122 237ZM142 236V235H140ZM152 236V235H151ZM154 236V235H153ZM158 236H161V235H158ZM180 236V235H179ZM190 236V235H189ZM189 236H187L189 238ZM196 236V235H195ZM201 236V235H200ZM207 236V235H206ZM244 236V234H243ZM254 236V235H252ZM264 236V235H263ZM120 237V236H119ZM156 237V236H155ZM181 237V236H180ZM179 237V238H180ZM198 237V236H196ZM239 237V235H238ZM242 237V236H241ZM245 237V236H244ZM122 238H125V237H122ZM137 238V236H136ZM140 238V237H139ZM144 238V237H143ZM150 238V237H149ZM161 238V237H160ZM164 238V237H163ZM163 238H162V241H163ZM176 239V237H174ZM213 238V237H212ZM217 238V237H216ZM231 238V237H230ZM254 238V237H253ZM89 239V238H88ZM120 239V238H119ZM138 239V238H137ZM151 239V238H150ZM149 239V240H150ZM182 239V238H181ZM190 239V238H189ZM194 239V238H193ZM205 240V237L203 238ZM208 239V238H207ZM259 239V238H258ZM102 240V239H101ZM116 240V239H115ZM139 240V239H138ZM137 240V242H138ZM142 240V239H141ZM145 240V238H144ZM142 240V241H144ZM158 240V239H157ZM168 240V239H166ZM164 240V241H166ZM248 240V239H247ZM251 240V239H250ZM74 241V242H73ZM77 241V243H79V247L75 246V242ZM108 241V240H107ZM112 241V240H111ZM110 241V242H111ZM141 241V242H142ZM163 241V242H164ZM177 240H175L174 242H176ZM198 241V240H197ZM210 241V240H209ZM216 241V239L214 240ZM91 242V241H90ZM113 242V241H112ZM122 242V241H121ZM134 242V241H133ZM147 242V240H146ZM145 242V243H146ZM160 242V241H159ZM180 242V241H179ZM189 242H191L189 240ZM188 242V243H189ZM201 242V240H200ZM153 243V242H152ZM151 243V244H152ZM156 243V242H154ZM181 243V242H180ZM199 243V242H198ZM231 243V242H230ZM233 243V241H232ZM243 243V242H242ZM260 243V242H259ZM264 243V241H263ZM262 243V244H263ZM91 244V243H90ZM104 243H102L101 245V250L104 249L105 246H103ZM139 245V243H137ZM160 244V243H159ZM178 244V242H177ZM186 244V243H185ZM197 244V243H196ZM222 244V243H221ZM252 244V243H251ZM10 243L7 242L6 240L0 238V247L3 246V250L7 251V250H10ZM136 245V244H135ZM137 245V246H138ZM153 245V244H152ZM167 245V244H166ZM179 245V244H178ZM189 245V244H187ZM192 245V244H191ZM246 245V244H245ZM250 245V244H249ZM255 245V244H254ZM253 245V247H254ZM92 246V245H90ZM89 246V247H90ZM131 246V245H130ZM145 246V245H144ZM180 246V245H179ZM190 246V245H189ZM198 246V245H197ZM229 246V245H228ZM243 246V245H242ZM77 247V248H76ZM133 247V246H132ZM136 247V246H135ZM133 247V248H135ZM141 247V246H140ZM136 248L137 250H135L134 254L132 255V257H121V256H118L116 258H114L113 260H110V263L109 264H129L128 263V259H134L136 261V264H189V260H193L194 264L197 263V260L198 259H202V261H205L203 263L205 264H234L233 263V260H232V254L235 253V255H239V259L241 260H245L242 258V255L241 253H238L237 250H234L236 252H234L233 250H227L226 248H221L219 246H217V244H215L214 242L212 243H205L203 244V247L202 249L200 248H197L194 246H192V249H189V248H186L188 250L185 251V257H186V260L183 261L181 259H183V257H181V251L182 250V247L181 248H177L175 249L176 250V253L174 254L173 252H168V251H165V250H162L161 248L159 247H152V248H147L146 249H142V248ZM163 247V246H162ZM166 247V246H165ZM191 247V246H190ZM252 247V246H251ZM93 248V247H92ZM91 248V249H92ZM129 248V246H128ZM145 248V247H144ZM184 248V247H183ZM47 251H46V250ZM74 250L71 252V250ZM90 249V250H91ZM95 249V248H93ZM100 249L98 250L100 252ZM126 249V248H124ZM229 249V248H228ZM231 249V248H230ZM240 249V248H239ZM256 250V246L254 248ZM258 249L260 250L258 252V255L257 256H260V255H264L262 253H264V245H259L258 246ZM130 250V249H129ZM102 252V251H101ZM139 252V255L135 256L137 253ZM256 252V253H257ZM103 253V252H102ZM105 253V252H104ZM51 254V255H50ZM131 254V253H130ZM245 254V253H244ZM101 255V254H100ZM120 255V254H119ZM251 255V254H250ZM256 255V254H255ZM15 257L17 255H14ZM25 256V255H24ZM97 256V255H96ZM99 256V255H98ZM104 256V255H102ZM106 256V255H105ZM235 256V257H236ZM86 257V258H85ZM238 257V256H237ZM4 258V257H3ZM250 258V257H249ZM259 258V257H258ZM5 259V258H4ZM86 259V260H85ZM238 259V258H237ZM251 259V258H250ZM25 260H29L28 257L25 258ZM88 260V261H87ZM260 260V259H259ZM86 261V262H85ZM95 261H96V258H95ZM134 261V262H135ZM235 261V260H234ZM7 263L6 264H17L16 262H10V261H6ZM92 262V261H91ZM80 263V262H79ZM257 261L256 260H249L247 261L246 260V263L244 264H256ZM261 264V261L260 263ZM264 264V263H263Z\"/></svg>",
	"mask_w": 264,
	"mask_h": 264
},
{
	"label": "built area",
	"instance_id": "2783aa9c",
	"mask_svg": "<svg viewBox=\"0 0 264 264\" xmlns=\"http://www.w3.org/2000/svg\"><path fill=\"white\" fill-rule=\"evenodd\" d=\"M10 242V248H11V250L12 251H17V244L16 243H14V242H12V241H9ZM8 253H10V252H8ZM11 259H16V261H18L19 262V264H26V263H24V261H22L21 260V258H16L14 255H12L11 257H10Z\"/></svg>",
	"mask_w": 264,
	"mask_h": 264
}]
</instances>
